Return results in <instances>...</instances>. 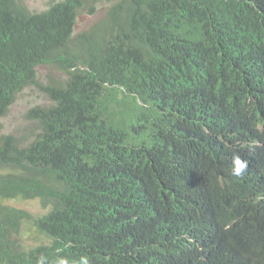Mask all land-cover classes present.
<instances>
[{
	"label": "trees",
	"instance_id": "trees-1",
	"mask_svg": "<svg viewBox=\"0 0 264 264\" xmlns=\"http://www.w3.org/2000/svg\"><path fill=\"white\" fill-rule=\"evenodd\" d=\"M7 1L0 264H264V145L248 143L258 129L264 142V0H58L39 13ZM94 2L112 3L110 27L73 34ZM41 65L63 75L54 87L38 83ZM30 86L52 104L30 111L24 147L1 120ZM29 225L50 242L24 246Z\"/></svg>",
	"mask_w": 264,
	"mask_h": 264
},
{
	"label": "rangeland",
	"instance_id": "rangeland-1",
	"mask_svg": "<svg viewBox=\"0 0 264 264\" xmlns=\"http://www.w3.org/2000/svg\"><path fill=\"white\" fill-rule=\"evenodd\" d=\"M18 1L27 5V7L33 12H42L45 10V8L49 7L51 4H53V2L55 3L57 0ZM111 5L112 3L109 4L107 2H103L98 6V10L93 15L91 14L90 16L89 13H84L85 15L81 14V18L79 17V21L77 22L76 34L82 33L84 31L91 32L93 31V28L97 27L99 30H107L104 27H110L108 12ZM101 22L104 26H102ZM98 29H94V31H99ZM37 71L38 81H41V85H53L62 78V74L56 68L48 65L39 66ZM45 95L47 94L43 92L38 86H30L18 93L13 105L9 109V112L1 120V133L16 134L19 139L21 138V142L25 141L23 142L24 145L34 139L36 133L38 132L39 124L29 117V113L33 108L51 103L49 96L45 97ZM11 205L16 208L28 211L34 216H38L45 212V209L39 199H18L11 202ZM20 237L21 241L24 243V246L28 247H34L36 245L50 242V238L48 236L39 233L36 228L31 225L23 229V233Z\"/></svg>",
	"mask_w": 264,
	"mask_h": 264
},
{
	"label": "bare ground",
	"instance_id": "bare-ground-1",
	"mask_svg": "<svg viewBox=\"0 0 264 264\" xmlns=\"http://www.w3.org/2000/svg\"><path fill=\"white\" fill-rule=\"evenodd\" d=\"M8 1H9V0H8ZM8 1H7V3H8ZM22 1H23V0H22ZM57 1H58V0H57ZM57 1H56V2H57ZM59 1H61V0H59ZM90 1H91V0H90ZM101 1H102V0H101ZM107 1H108V0H107ZM252 1H253V0H252ZM91 2H92V1H91ZM108 2H109V1H108ZM7 3H6V4H7ZM92 3H93V2H92ZM94 3H95V2H94ZM97 3H98V2H97ZM20 4H21V3H20ZM49 4H50V2H49ZM49 4H48V5H49ZM8 5H9V4H8ZM23 5H24V3H23ZM23 5H22V6H23ZM53 5H54V2H53ZM89 5H90V4H89ZM97 5H98V4H97ZM97 5H96V3H95V7H98ZM26 6H27V5H26ZM26 6H25V8H26ZM51 6H52V5H51ZM51 6H50V7H51ZM68 6H69V5H68ZM86 6H88V3H87ZM92 6H93V5H92ZM101 6H102V5H101ZM243 6H244V5H243ZM245 6H246V4H245ZM256 6H257V5H256ZM46 7H47V6H46ZM27 8H28V7H27ZM44 8H45V7H44ZM47 8H48V7H47ZM47 8H45V9H47ZM73 8H75V7H73ZM88 8H89V7H88ZM55 9H57V8H55ZM84 9H85V8H83V10H84ZM95 9H96V8H95ZM245 9H246V8H245ZM247 9H248V10H251V9H249V8H247ZM26 10H27V9H26ZM28 10H29V9H28ZM53 10H54V9H53ZM77 10H78V9H77ZM80 10H82V8H81ZM89 10H90V9H89ZM97 10H98V9H97ZM97 10H96V11H97ZM35 11H36V10H35ZM58 11H59V14H60V10H58ZM73 11H75V13L78 12V11H76V9L73 10ZM84 11H86V10H84ZM94 11H95V10H94ZM94 11H93V12L90 11V12H92V15H93L94 13H96V12H94ZM244 11H246V10H244ZM29 12H31V11L29 10ZM55 12H56V11H55ZM250 12H251V11H249V13H250ZM56 13H57V12H56ZM79 13H80V11H79ZM81 13H82V12H81ZM85 13H86V12H85ZM88 13H89V12H88ZM242 13H244L245 16L247 15L246 12H242ZM83 14H84V13H82V15H83ZM108 14H109V12H108ZM251 14H252V12H251ZM56 15H57V14H56ZM69 15H70V14H69ZM75 15H76V14H75ZM84 15H85V14H84ZM88 15H89V14H88ZM242 15H243V14H242ZM90 16H91V13H90ZM109 16H110V15H109ZM69 17H70V16H69ZM78 17H80V16H78ZM70 18H71V17H70ZM80 18H81V17H80ZM242 18L244 19V16H242ZM245 18H248V17H245ZM249 19H250V18H249ZM47 21H48V20H47ZM56 21H57V20H56ZM62 21H63V20H62ZM67 21H68V19H67ZM78 21H79V18H78ZM244 21H246V19H245ZM248 21H249V20H248ZM49 22H51V21H49ZM64 22H65V21H64ZM64 22H63V24H64ZM73 22H74V19H73ZM73 22H72V23H73ZM75 22H76V21H75ZM103 22H104V21H103ZM109 22H110V21H109ZM220 22H221V21H220ZM242 22H243V20H242ZM51 23H53V22H51ZM67 23H68V22H67ZM67 23H65V24H67ZM101 23H102V22H101ZM107 23H108V22H107ZM217 23H218V22H217ZM245 23H246V22H245ZM53 24H54V23H53ZM53 24H52V25H53ZM59 24H60V23H59ZM59 24H58V25H59ZM65 24H64V25H65ZM105 24H106V23H105ZM214 24H215V23H214ZM20 25H21V24H20ZM56 25H57V24H56ZM70 25L72 26L73 24H70ZM100 25H101V24H100ZM100 25H99V26H100ZM247 25H248V24H247ZM54 26H55V25H54ZM59 26H60V25H59ZM67 26H68V24H67ZM75 26H76V25H74V27H75ZM102 26H104L103 23H102ZM102 26H101V27H102ZM105 26H106V25H105ZM212 26H213V25H212ZM215 26H217V25H215ZM215 26H214V27H215ZM223 26H224V25H223ZM62 27H63V25H62ZM65 27H66V26H65ZM220 27H222V26H220ZM235 27H236V26H235ZM44 28H46V27H44ZM69 28L71 29V27H69ZM104 28H105V27H104ZM47 29H48V28H47ZM67 29H68V28H67ZM70 29L68 30V33H69ZM94 29H98V27H97V28H93L92 30L94 31ZM100 29H101V28H100ZM102 29H103V28H102ZM51 30H52V29H51ZM59 30H60V29H59ZM98 30H99V29H98ZM75 31H76V29H74L73 34L75 33ZM96 31H97V30H96ZM49 32H50V31H49ZM49 32H48V33H49ZM53 33H54V32H52V34H53ZM71 33H72V30H71ZM91 33H92V32H91ZM50 34H51V33H50ZM64 34H65V33H64ZM73 34H72V35H73ZM78 34H79V33H78ZM84 34H85V32H84ZM53 35H54V34H53ZM72 35H71V36H72ZM80 35H82V34H80ZM85 35H86V34H85ZM87 35H89V34H87ZM49 36H50V35H49ZM68 36H69V35H68ZM68 36H67V37H68ZM76 36H77V35H76ZM82 36H83V35H82ZM74 37H75V36H74ZM74 37H73V39H72L73 42H74ZM77 37H78V36H77ZM50 38H51V36H50ZM50 38H49V39H50ZM56 38H57V37H56ZM60 38H62V37H60ZM68 39H69V38H68ZM54 40H55V39H54ZM34 41H35V40H34ZM52 41H53V40H52ZM55 41H56V40H55ZM64 41H65V40H64ZM68 41H69V40H68ZM70 41H71V39H70ZM81 41H83V40H81ZM35 42H38V41H35ZM45 42H46V41H45ZM59 42H60V41H59ZM66 42H67V41H66ZM71 42H72V41H71ZM73 42H72V43H73ZM28 43L30 44V41H29ZM50 43H51V41H50ZM60 43L62 44V42H60ZM35 44H37V43H35ZM48 44H49V43H48ZM67 44H68V43H67ZM74 44H75V43H74ZM43 45L46 46V44H44V43H43ZM58 45H59V44H58ZM45 46H44V47H45ZM49 46H50V45H49ZM49 46H47V47H49ZM54 46H56V45L54 44ZM37 47H38V46H37ZM61 47H62V46H61ZM35 48H36V47H35ZM35 48H34V50H35ZM45 48H46V47H45ZM51 48H52V46H51ZM55 48H56V47H55ZM57 48H58V47H57ZM62 49H64V47H63ZM65 49H67V51H68L69 48H65ZM32 50H33V49H32ZM36 50H37V49H36ZM42 50H43V49H42ZM45 50H46V49H45ZM47 50H49V52H50V49H47ZM47 50H46V53L48 52ZM53 51H54V49H53ZM35 52H36V51H35ZM42 52H43V51H42ZM49 52H48V53H49ZM51 52H52V49H51ZM56 52H57V53H58V52L60 53V50H57ZM62 52H63V51H62ZM68 52H69V51H68ZM40 53H41V52H40ZM46 53H44V54H46ZM48 53H47V54H48ZM64 53H65V52H64ZM32 54H33V53H32ZM36 54H38V53L36 52ZM47 54H46V55H47ZM50 55H51L50 58H52V53H51ZM59 55H60V54H59ZM63 55H64V54H63ZM29 56H30V55H29ZM38 56L40 57L41 55H38ZM55 56H57V55H55ZM30 57H31V56H30ZM39 57H38V59H39ZM47 57H49V56H47ZM47 57H46V58H47ZM60 57H61V55H60ZM66 57H67V56H66ZM40 58H41V57H40ZM42 60H43V57H42ZM43 61H44V60H43ZM47 61H48V60H47ZM29 62H30V61H29ZM39 62H40V61H39ZM28 64H29V63H28ZM30 65H31V63H30ZM18 66H19V65H18ZM59 69H60V68H59ZM83 71H84V70H83ZM34 72H36V71H34ZM68 73H69V72H68ZM71 73H72V72H71ZM33 74H34V73H33ZM33 74H32V75H33ZM36 74H38V73H36ZM66 74H67V73H66ZM32 75H31V76H32ZM34 75H35V74H34ZM70 75H71V74H69V76H70ZM62 76H63V75H62ZM34 78H35V77H34ZM34 78H33V79H34ZM29 79H30V78H29ZM34 80H35V79H34ZM34 80H33V81H34ZM40 82H41V81H40ZM40 82H38V83H40ZM54 82H55V81H54ZM57 82H58V81H57ZM52 84H53V83H52ZM55 84H56V83H54V85H55ZM59 84H61V83L59 82ZM114 84H115V83H114ZM54 85H52V87H54ZM62 85H63V84H62ZM50 86H51V85H50ZM68 86H69V85H68ZM70 86H71V85H70ZM55 87H56V86H55ZM64 87H66V86H64ZM43 89H44V88H43ZM112 89H114V88H112ZM116 89H117V88H116ZM45 91H46V90H45ZM47 91H48V90H47ZM52 91H53V90H52ZM54 91H55V90H54ZM54 91H53V92H54ZM42 94H43V93H42ZM46 96H48V94L45 95V97H46ZM53 98H54V97H53ZM103 98H104V97H103ZM50 100H51V99H50ZM105 100H106V99H105ZM114 100H115V99H114ZM112 101H113V100H112ZM252 101H253V100H252ZM116 102H118V101H116ZM104 103H105V102H104ZM47 104H48V103H47ZM51 104H52V103H51ZM48 105H49V104H48ZM48 105H46V106H48ZM117 107H119V106H117ZM112 108H113V107H112ZM106 110H108V109H106ZM115 110H116V109H115ZM115 110H114V112H115ZM116 111H117V110H116ZM105 112H106V111H105ZM107 113H108V112H107ZM110 113H111V112H110ZM119 113H121V112H119ZM109 115H110V114H109ZM133 115H135V114H133ZM110 120H111V119H110ZM151 120H152V119H151ZM103 122H104V121H103ZM110 122H111V121H110ZM111 123H113V122H111ZM114 124H115V123H114ZM117 124H118V123H117ZM119 124H120V123H119ZM116 126H117V125H116ZM54 127H55V125H54ZM113 127H115V126H113ZM120 127H121V126H120ZM136 127H137V126H136ZM206 127H207V126H206ZM207 132H208V131H207ZM122 134H123V133H122ZM11 135H12V133H11ZM15 136H16V134H15ZM142 136H144V135L142 134V135H141V138H142ZM121 137H122V136H121ZM141 138H140V139H141ZM18 139H19V138H18ZM22 139H23V138H22ZM140 139H139V140H140ZM215 139H216V138H215ZM19 140L21 141V138H20ZM207 140H208V139H207ZM219 141H220V140H219ZM23 142H25V141H23ZM121 142H122V141H121ZM127 142H128V140H127ZM137 142H138V141H137ZM140 142H141V141H140ZM140 142H139V143H140ZM218 143H219V142H218ZM26 144H27V143H26ZM120 144H121V143H120ZM137 144H138V143H137ZM215 144H216V143H215ZM130 145H131V143H130ZM135 145H136V144H135ZM138 145H139V144H138ZM144 145H145V144H144ZM180 145H181V144H180ZM142 146H143V145H142ZM223 146H224V145H223ZM19 147H20V146H19ZM24 147H25V145H24ZM102 147H104V146H102ZM146 147H147V146H146ZM17 148H18V145H17ZM26 148H28V147H26ZM97 148H98V147H97ZM123 148H125V147H123ZM125 149H127V148H125ZM145 149H146V148H145ZM103 150H104V149H103ZM128 150H129V149H127V151H128ZM24 151H26V150H24ZM98 151H99V150H98ZM125 151H126V150H125ZM178 151H179V150H178ZM88 152H89V151H88ZM92 152H93V150H92ZM96 152H97V151H96ZM96 152H95V153H96ZM109 152H110V151H109ZM167 152H168V150H167ZM233 152H234V151H233ZM233 152H232V153H233ZM23 153H24V152H23ZM179 153H180V152H179ZM96 154H97V153H96ZM234 154H235V153H234ZM94 155H95V154H94ZM232 155H233V154H232ZM18 156H19V155H18ZM96 156H98V154H97ZM14 157H15V156H14ZM93 157H94V156H93ZM231 157L233 158V156H231ZM19 158H20V157H19ZM13 159H14V158H13ZM16 159H17V158H16ZM17 160H19V159H17ZM21 160H22V159H21ZM10 161H11V160H10ZM12 161H13V160H12ZM15 162H16V161H15ZM5 164H6V163H5ZM9 164H10V163H9ZM14 164H15V163H14ZM16 165H17V164H16ZM4 166H5V165H4ZM18 167H19V166H18ZM3 169H4V168H3ZM7 169H8V168H7ZM6 171H7V170H6ZM6 171H5V172H6ZM3 172H4V171H3ZM10 173H12V172L10 171ZM12 174H13V173H12ZM18 174H19V172H18ZM13 175H14V174H13ZM241 176H242V175H241ZM11 179H12V178H11ZM170 179H171V178H170ZM0 183H1V182H0ZM0 186H1V185H0ZM2 187H3V184H2ZM5 187H8V186H5ZM260 200H261V199H260ZM62 207H63V206H62ZM175 229H176V228H175ZM187 230H188V229H187ZM181 231H183V230H181ZM176 232H177V231H176ZM172 233H173V232H172ZM174 234H175V233H174ZM176 235H177V234H176ZM173 237H174V236H173ZM179 238H180V237H179ZM172 245H173V244H172Z\"/></svg>",
	"mask_w": 264,
	"mask_h": 264
},
{
	"label": "clouds",
	"instance_id": "clouds-1",
	"mask_svg": "<svg viewBox=\"0 0 264 264\" xmlns=\"http://www.w3.org/2000/svg\"><path fill=\"white\" fill-rule=\"evenodd\" d=\"M49 7L47 9H49ZM47 9H45V10H47ZM35 13H39V12H35ZM258 132H259L260 135H258L256 137H252L248 143L251 144V145H256L258 147H261V146L264 145V142H263V140L261 138V134L263 133V130L262 129H258ZM248 169H249V166H248L247 160H244L239 155H235L233 157V168H232V174L233 175L240 176V175L244 174V177H246L248 175L247 174L248 173ZM38 264H44V258H41L38 261ZM60 264H64V261H61ZM81 264H88L87 258H81Z\"/></svg>",
	"mask_w": 264,
	"mask_h": 264
}]
</instances>
